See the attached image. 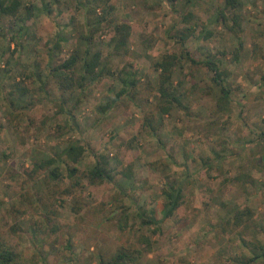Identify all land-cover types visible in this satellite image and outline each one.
I'll use <instances>...</instances> for the list:
<instances>
[{
  "label": "rangeland",
  "instance_id": "1",
  "mask_svg": "<svg viewBox=\"0 0 264 264\" xmlns=\"http://www.w3.org/2000/svg\"><path fill=\"white\" fill-rule=\"evenodd\" d=\"M22 3L17 17L0 15V240L18 253L16 264H100L122 246L144 249L139 264H237L240 235L218 224L246 206L264 241V0H241L238 58V39L219 18L224 0ZM32 3L23 30L19 17ZM122 23L130 35L120 48ZM87 46L102 52L103 75L64 92L50 69ZM171 54L181 105L163 113L155 65ZM207 59L224 72L226 107ZM128 74L137 86L116 99ZM75 142L86 148L77 164L62 154ZM99 161L109 162L112 181L91 180ZM174 182L183 186L174 215L143 223L140 211L162 218Z\"/></svg>",
  "mask_w": 264,
  "mask_h": 264
},
{
  "label": "trees",
  "instance_id": "2",
  "mask_svg": "<svg viewBox=\"0 0 264 264\" xmlns=\"http://www.w3.org/2000/svg\"><path fill=\"white\" fill-rule=\"evenodd\" d=\"M188 1L192 2L193 0ZM223 4V7L219 11V18L222 19L226 26H228L229 31L234 33L235 37L238 39L239 49L236 54V58H238L243 46L241 36H239L243 28V19L237 13V10L242 3L241 0H224ZM22 5V0H0V15L17 17L18 14L21 13L20 8ZM36 9L37 7L34 3L25 5L23 16L19 17L23 22V25H21L23 30L27 29L26 21L33 18ZM44 9L47 12L52 11L49 5H45ZM93 11H95V9H93ZM191 16L192 15L189 13L186 15V18L189 19ZM104 19L105 17L97 19L93 25L94 28L98 29ZM191 30L192 29H190V31ZM115 32L116 35L114 37V42H116V46L120 48L124 47L130 35V25L127 23L118 24L115 27ZM83 38L89 41L93 37L91 35H85ZM57 47H59V42H56L54 45V48ZM188 58L192 62H197L190 55H188ZM101 59L102 52L100 50L92 52L91 48L87 46L84 54L77 52L73 53L63 63L52 67L50 71L53 72L54 76L58 79L59 88L64 92H67L75 87H84L88 84L89 80L93 82L99 79L103 75L105 69L102 65ZM177 59V55H167L155 65L157 70H161L158 92L161 100L160 109L163 113H169L176 105H181V99L176 93L172 82L173 69L176 65ZM204 63L214 72L213 80L221 87V100L226 107V104L231 100V91L224 84L222 78L224 72L221 70L219 64L210 59H207ZM120 80L123 85L120 91L116 94V99H121L127 94L130 88L137 86L135 74H128L126 76L121 75ZM25 91H23L21 95H24ZM85 152V146L79 142H75L64 149L62 154L70 161L77 164ZM56 160L57 158L53 157L50 160L41 162L40 164L38 163L36 164V170L39 171L40 169H44L51 164L56 163ZM78 171L79 169L75 165L69 169V175L74 177L78 174ZM112 172L108 161H99L92 167V169H90L89 174L91 180L94 182L96 180L105 179L112 181L114 178ZM50 176L53 177L54 180H58L61 176L59 167L50 170ZM166 186L167 187L163 191L165 202L162 211V218H158L154 214L148 215L145 212L140 211L139 216L143 220V223L149 226L158 225L163 219L172 217L177 208L181 205L183 199V186L179 185L178 182L169 183ZM254 217V212L249 206L235 208L218 224L223 232H228L229 234L238 233L240 235L241 245L245 248L246 252L244 251V253L233 258L232 261L237 264H252L259 261L264 262V241L255 236V231L260 232V228ZM249 232L254 233L253 238L249 239L246 237V234ZM142 242L147 244L148 247L152 246V241H150V238L148 237H143ZM144 252V249L141 248L122 246L111 258L106 259L102 256L100 258V264H139L144 256ZM17 258L18 253L0 240V264H16Z\"/></svg>",
  "mask_w": 264,
  "mask_h": 264
}]
</instances>
